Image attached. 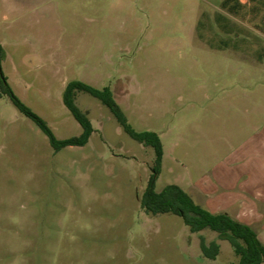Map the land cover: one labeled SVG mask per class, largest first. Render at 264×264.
Returning a JSON list of instances; mask_svg holds the SVG:
<instances>
[{"label": "rangeland", "instance_id": "rangeland-1", "mask_svg": "<svg viewBox=\"0 0 264 264\" xmlns=\"http://www.w3.org/2000/svg\"><path fill=\"white\" fill-rule=\"evenodd\" d=\"M0 46L9 86L59 140L83 133L67 85L109 87L134 130L160 137L157 192L179 185L213 211L219 177L239 187L247 143H264V0H0ZM75 103L94 132L56 152L0 92V264L239 263L218 233L144 211L154 148L90 94Z\"/></svg>", "mask_w": 264, "mask_h": 264}, {"label": "trees", "instance_id": "trees-1", "mask_svg": "<svg viewBox=\"0 0 264 264\" xmlns=\"http://www.w3.org/2000/svg\"><path fill=\"white\" fill-rule=\"evenodd\" d=\"M4 51L0 46V92L10 97L15 106L29 117L49 138L56 152L69 146H85L94 132L92 122L76 105L75 99L78 92H85L101 101L117 118L124 130L136 141L154 148L156 153L155 167L148 187L141 200L144 211L151 215L174 214L181 217L192 233H199L210 229L219 234L220 238L227 240L233 246L239 257L238 264H264V243L249 225L232 218L228 213H213L197 204L193 198L179 185L171 184L161 192L156 191V182L160 175L163 146L158 134L154 132H137L128 123V120L116 102L113 92L109 87L102 90L96 89L82 81L69 83L64 91L65 106L80 123L83 133L79 137L59 140L48 126L47 122L26 106L9 86L1 70V60ZM203 254L209 259H216L220 247L216 243L208 246L201 239Z\"/></svg>", "mask_w": 264, "mask_h": 264}, {"label": "crops", "instance_id": "crops-1", "mask_svg": "<svg viewBox=\"0 0 264 264\" xmlns=\"http://www.w3.org/2000/svg\"><path fill=\"white\" fill-rule=\"evenodd\" d=\"M247 144H249L248 155L243 153L240 166L245 165L246 168L248 164L247 168L251 175L244 172V175L239 178L241 187L230 184L229 182L233 180L225 174L221 176L222 178L219 177L222 185L218 191L225 198L221 201L209 199L212 207H218H215L213 211L208 210L213 213H228L232 218L249 225L258 233L257 227L264 228V143ZM208 196L211 197L209 193Z\"/></svg>", "mask_w": 264, "mask_h": 264}]
</instances>
